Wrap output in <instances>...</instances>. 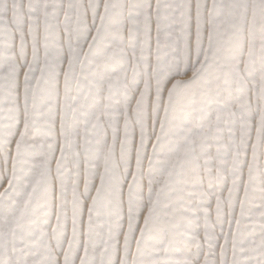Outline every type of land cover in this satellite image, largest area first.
I'll use <instances>...</instances> for the list:
<instances>
[{
    "label": "snow or ice",
    "instance_id": "snow-or-ice-1",
    "mask_svg": "<svg viewBox=\"0 0 264 264\" xmlns=\"http://www.w3.org/2000/svg\"><path fill=\"white\" fill-rule=\"evenodd\" d=\"M0 264H264V0H0Z\"/></svg>",
    "mask_w": 264,
    "mask_h": 264
},
{
    "label": "rangeland",
    "instance_id": "rangeland-1",
    "mask_svg": "<svg viewBox=\"0 0 264 264\" xmlns=\"http://www.w3.org/2000/svg\"><path fill=\"white\" fill-rule=\"evenodd\" d=\"M214 207V206H213ZM213 219H214V216H213Z\"/></svg>",
    "mask_w": 264,
    "mask_h": 264
}]
</instances>
